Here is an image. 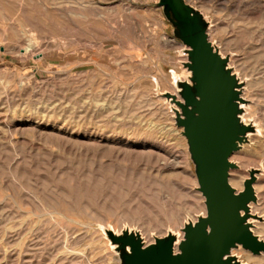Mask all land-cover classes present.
I'll list each match as a JSON object with an SVG mask.
<instances>
[{"label": "rangeland", "instance_id": "rangeland-1", "mask_svg": "<svg viewBox=\"0 0 264 264\" xmlns=\"http://www.w3.org/2000/svg\"><path fill=\"white\" fill-rule=\"evenodd\" d=\"M186 1L244 81L243 119L262 131L233 154L230 177L241 191L260 170L252 222L264 239V0ZM158 2L0 0V264H121L108 229L151 244L206 215L166 97L187 57Z\"/></svg>", "mask_w": 264, "mask_h": 264}, {"label": "water", "instance_id": "water-1", "mask_svg": "<svg viewBox=\"0 0 264 264\" xmlns=\"http://www.w3.org/2000/svg\"><path fill=\"white\" fill-rule=\"evenodd\" d=\"M173 35L184 45L187 75L174 78L177 93H166L177 127L182 129L195 166L198 190L205 198L206 215L189 220L183 237L169 231L146 244L138 230L106 231L121 264H245L234 254L243 248L264 254V239L254 231L252 213L257 202L255 183L259 169H251L238 191L230 175L238 165L232 156L249 142L256 126L243 119L244 81L211 41L210 22L186 0H159Z\"/></svg>", "mask_w": 264, "mask_h": 264}, {"label": "bare ground", "instance_id": "bare-ground-1", "mask_svg": "<svg viewBox=\"0 0 264 264\" xmlns=\"http://www.w3.org/2000/svg\"><path fill=\"white\" fill-rule=\"evenodd\" d=\"M244 2V1H243ZM246 5L248 4V2H246L245 3ZM219 14V13H218ZM216 16H217V13H216ZM219 17V16H218ZM223 17V16H222ZM160 24V23H159ZM165 27V26H164ZM256 127H258V129L260 130V132H261V134H262V131H261V128L259 127V125H255ZM259 137V136H258ZM261 144H262V142H261ZM172 162V161H171ZM242 163V162H241ZM244 167V166H243ZM240 168H242V167H240ZM241 171V170H240ZM239 172V170H234L232 173L233 174H236V173H238ZM242 173V172H241ZM245 175H246V173H244ZM240 175H242V174H240ZM248 176V175H247ZM241 178H242V176H240ZM237 178H233V177H230V182H231V184H232V186H234V187H240L241 186V183L243 182H239L238 180H236ZM240 179V178H239ZM243 180H245L244 178H243ZM243 184V183H242ZM256 190H257V188H256ZM258 191V190H257ZM256 191V192H257ZM259 193L261 192V191H258ZM258 193V194H259ZM258 196V195H257ZM28 223V222H27ZM10 231V230H9ZM12 232V231H11ZM83 233V232H82ZM97 233V232H96ZM88 235V234H87ZM78 236V235H77ZM96 236H98V234L96 235ZM75 239V238H74ZM94 242V241H93ZM98 244V243H97ZM96 244V245H97ZM101 244V243H100ZM95 245V244H94ZM1 246V245H0ZM101 246H103V245H101ZM95 247V246H94ZM99 247V246H98ZM67 248V247H66ZM98 249V248H97ZM102 249V248H101ZM100 249V250H101ZM83 252V251H82ZM101 254V253H100ZM69 257V256H68ZM67 257V258H68ZM65 260H68V259H65ZM102 263V262H101Z\"/></svg>", "mask_w": 264, "mask_h": 264}, {"label": "crops", "instance_id": "crops-1", "mask_svg": "<svg viewBox=\"0 0 264 264\" xmlns=\"http://www.w3.org/2000/svg\"><path fill=\"white\" fill-rule=\"evenodd\" d=\"M172 42H174V43H172V46H173V45L177 44L179 41H177V40L174 39V41H172ZM178 44H179V43H178ZM178 51H179V50H178Z\"/></svg>", "mask_w": 264, "mask_h": 264}]
</instances>
